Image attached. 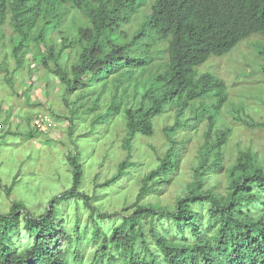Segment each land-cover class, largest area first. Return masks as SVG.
Wrapping results in <instances>:
<instances>
[{
  "label": "trees",
  "instance_id": "obj_1",
  "mask_svg": "<svg viewBox=\"0 0 264 264\" xmlns=\"http://www.w3.org/2000/svg\"><path fill=\"white\" fill-rule=\"evenodd\" d=\"M68 3L87 22L71 39L51 44L41 62L62 83L66 105L94 98L87 107L72 108L70 131L84 106V114L104 110L93 116V127L122 114V148L130 152L138 136L154 134L156 118L173 110L175 121L164 127L165 150L155 153V167L140 178L135 200L122 215H96L97 206L82 190V155H68L72 185L51 198L45 212L35 216L24 202L13 200L10 211L0 213V264H83L89 244L95 247L90 264H264V156L252 148L239 149L227 166V192L204 189L207 174L224 168L229 130H215V125L227 93L222 78L197 73L212 57L226 55L252 35L262 38L257 49L264 60V0H0V31L8 18L19 40L12 42V69L5 58L0 60L7 82L10 70L24 65L25 43L38 48L47 42L45 31L66 20ZM148 3V13H142L129 35L125 27ZM40 18L42 25L32 32ZM67 49L76 58L61 64ZM236 118L264 129V119ZM204 120L208 130L183 194L173 205L146 202L151 195L160 196L179 170L184 150L179 131L196 129ZM27 135L34 136L31 131ZM133 166L123 160L95 189L117 184ZM5 191L8 196L11 186ZM71 198L90 212L83 225L78 209L74 223H65ZM107 222L112 226L105 227ZM20 234H29L30 243L17 245Z\"/></svg>",
  "mask_w": 264,
  "mask_h": 264
},
{
  "label": "rangeland",
  "instance_id": "obj_2",
  "mask_svg": "<svg viewBox=\"0 0 264 264\" xmlns=\"http://www.w3.org/2000/svg\"><path fill=\"white\" fill-rule=\"evenodd\" d=\"M67 6L69 15L61 26L45 31L47 42L41 43L38 48L31 41L25 43L29 51L24 55L22 68L14 73L10 70L11 83L5 79L8 73L0 71V213L9 212L13 200L24 202L35 216L45 212L51 198L71 187L72 176L66 157L80 152L85 171L82 190L91 196V202L97 206L96 215H122V210L131 206L135 200L140 178L155 167V153L165 150L164 127L175 121L173 110L156 118L154 134L151 137L138 136L130 152L122 148L125 136V119L122 114L116 115L105 126L93 127V116L104 110L101 108L96 113L84 114V106L80 108L74 128L70 131L68 118L72 116V108H78L82 103L87 107L94 98L78 100L73 107L66 105L62 97V83L53 73H48L41 62L42 54L46 53L51 44L60 45L63 37L71 39L77 34L79 26L87 22L77 8L70 3ZM148 11L149 3L125 27L129 35L137 29L142 13ZM43 21L40 18L32 32L37 33ZM0 32V60L5 58L9 69H12V42L14 45L19 40L12 32L8 18ZM261 41L260 36L252 35L226 55L212 57L197 69L198 74L210 72L222 78L227 93V100L219 111L215 125V130L226 127L229 130L228 142L223 149L224 168L207 174L204 182L206 190L213 188L216 193L227 192V166L235 159L239 149L252 148L264 156V129L247 126L236 118L239 116L252 123L264 119V60L257 49ZM75 58L76 55L67 49L62 52L60 63L67 65ZM69 100L73 102L76 96L72 95ZM208 124L204 120L196 129L179 131V138L184 144L179 170L160 196L151 195L146 198V202L173 205L183 194L186 184L192 181V165L196 162ZM29 131L34 136L29 137ZM125 159L134 164L128 168L130 175L122 177L109 188L95 189V184L115 174L118 165ZM96 176L97 181L94 182ZM10 186L11 191L7 196L5 189ZM77 201L71 198L65 209V223L68 226L74 223L77 209L82 218L81 225L90 213L81 200ZM118 220L116 218L115 223ZM112 224L107 222L105 227ZM30 238L29 234H20L15 243L28 244ZM94 251L95 247L89 244L83 264H90Z\"/></svg>",
  "mask_w": 264,
  "mask_h": 264
}]
</instances>
